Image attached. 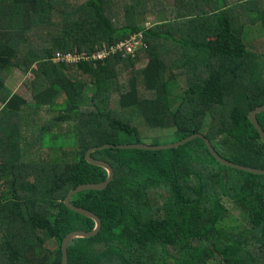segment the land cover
Returning <instances> with one entry per match:
<instances>
[{
  "label": "trees",
  "instance_id": "16d2710c",
  "mask_svg": "<svg viewBox=\"0 0 264 264\" xmlns=\"http://www.w3.org/2000/svg\"><path fill=\"white\" fill-rule=\"evenodd\" d=\"M146 14L158 21L144 28ZM15 70L31 102L10 89ZM263 104L264 0H0V264H62L67 235L95 229L64 204L108 178L91 149L193 135L91 154L114 177L71 198L102 225L67 264H264V174L204 142L264 170L248 117Z\"/></svg>",
  "mask_w": 264,
  "mask_h": 264
},
{
  "label": "water",
  "instance_id": "95a60500",
  "mask_svg": "<svg viewBox=\"0 0 264 264\" xmlns=\"http://www.w3.org/2000/svg\"><path fill=\"white\" fill-rule=\"evenodd\" d=\"M264 111V104L255 108V110H252L248 117L250 122L255 126V128L258 130L261 140L264 143V131L262 130L259 121L257 119V115L261 112ZM203 139L201 135H193L185 140H182L180 142L174 143V144H169V145H162V146H157V147H150V146H145V145H129V146H111V145H106L101 148H94L91 149L87 155H86V160L88 163L92 164L93 166L96 167H101L105 169L108 173V178L105 182L99 183V184H85L77 187L75 190L69 192V194L66 196L64 204L66 205L67 208H69L71 211L78 213L86 218H89L95 222V229L92 232H83V231H78V232H73L67 235V237L63 240L62 245H61V250H62V264H67V247L69 243L74 240V239H86V238H92L96 236L99 231L101 230V221L100 219L94 215L93 213L77 208L71 203V198L77 195L78 193L84 192V191H102L106 189L109 184L112 182L114 174L112 168L106 164L105 162L95 160L91 157V154L97 150H103V149H108V148H117V149H122V150H130V149H139V150H150V151H163V150H170V149H175L179 148L180 146H183L195 139ZM204 142L206 144V147L210 154L222 165L244 171V172H252L255 174H264V170L262 169H255V168H250V167H242V166H237L232 163H229L225 160H223L221 157L217 155V153L213 150L211 144L204 139Z\"/></svg>",
  "mask_w": 264,
  "mask_h": 264
},
{
  "label": "rangeland",
  "instance_id": "374dc122",
  "mask_svg": "<svg viewBox=\"0 0 264 264\" xmlns=\"http://www.w3.org/2000/svg\"><path fill=\"white\" fill-rule=\"evenodd\" d=\"M157 21H158V16H155L152 14H146L143 16V18H141L140 25L145 28V27H149L155 24ZM257 35H258V31L255 28L253 29L248 28V35H247L248 38L251 39ZM138 39L140 38H137L136 40L133 41L132 47H134L135 45L137 46L140 45V41ZM144 65H145V62H141L138 65V69H142ZM25 78H31V75H28L27 77H23L21 73L15 72L14 75H12L10 78L11 79L10 83L12 82L10 89L12 90L13 93L20 95L24 97L27 101L31 102V97H30L29 92L22 85V82L24 81ZM176 81H177L178 88H184V83L182 80L177 79ZM113 99L115 102L117 98L114 97ZM56 115L57 113L50 114L51 117H54ZM67 128H68L67 125L62 126L63 131H65ZM151 135L152 137L157 138L163 142H165L169 136V134L167 132H164V130L162 131L154 130L152 131ZM44 154H45V151H44ZM225 205L229 209L230 215L237 220L235 222H231V225H238V223H242V224L245 223L244 216L242 215L240 209H238L232 203H229V202H225Z\"/></svg>",
  "mask_w": 264,
  "mask_h": 264
},
{
  "label": "built area",
  "instance_id": "2783aa9c",
  "mask_svg": "<svg viewBox=\"0 0 264 264\" xmlns=\"http://www.w3.org/2000/svg\"><path fill=\"white\" fill-rule=\"evenodd\" d=\"M121 46V45H120ZM124 47L125 48H127V50H129L130 49V45H124ZM105 55L104 54H98V58H102V57H104ZM65 59L67 60V61H70V62H74L75 61V58H73L72 56H70V55H67L66 57H65ZM58 60H61V56L60 55H57V58H56V61H58Z\"/></svg>",
  "mask_w": 264,
  "mask_h": 264
},
{
  "label": "crops",
  "instance_id": "0c3cea01",
  "mask_svg": "<svg viewBox=\"0 0 264 264\" xmlns=\"http://www.w3.org/2000/svg\"><path fill=\"white\" fill-rule=\"evenodd\" d=\"M15 72H18V71L15 70L14 73H15ZM13 75H14V74H13Z\"/></svg>",
  "mask_w": 264,
  "mask_h": 264
}]
</instances>
